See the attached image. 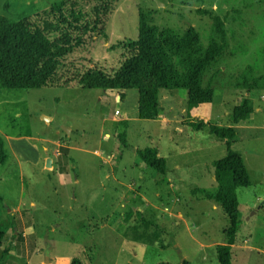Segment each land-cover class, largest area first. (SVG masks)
I'll return each instance as SVG.
<instances>
[{
    "label": "rangeland",
    "instance_id": "1",
    "mask_svg": "<svg viewBox=\"0 0 264 264\" xmlns=\"http://www.w3.org/2000/svg\"><path fill=\"white\" fill-rule=\"evenodd\" d=\"M59 1L0 0V14L30 17ZM74 1L89 10L101 6L104 24L61 60L55 78L62 87L0 88L1 124L44 138L58 130L60 140L90 151L101 147L99 140H110L102 147L117 150L110 160L120 183L101 182V161L88 152L68 157L70 180L64 184L43 160L34 166L11 159L0 166V264H70L73 258L80 264H217L215 245L227 242L229 219L199 189H216L214 162L225 156L226 144L183 124L188 115L235 128L230 147L251 184L237 189L231 264H264V0ZM200 9L224 20L227 40L224 55L203 75L202 85L214 91L205 107L188 113L185 89H163L159 117L141 119L125 115L116 91L79 87L80 75L92 65L108 72L118 67L126 55L123 43L137 38L141 13L159 29L183 33L194 27L203 47L218 40L213 20ZM246 99L251 112L234 125L233 109ZM132 147L170 151L160 157L178 187L146 166ZM45 154L54 158L51 149Z\"/></svg>",
    "mask_w": 264,
    "mask_h": 264
},
{
    "label": "trees",
    "instance_id": "2",
    "mask_svg": "<svg viewBox=\"0 0 264 264\" xmlns=\"http://www.w3.org/2000/svg\"><path fill=\"white\" fill-rule=\"evenodd\" d=\"M198 11L210 15L218 40L212 39L203 47L194 27H188L183 33L172 28L159 29L141 13L137 38L123 43L126 55L118 67L108 72L92 65L80 75L79 87L117 90L120 99L126 91L137 90L136 112L141 119H156L161 114L158 96L163 89H185L188 113L211 103L214 91L202 85L203 75L224 55L226 31L219 15L205 9ZM104 15L101 6L89 10L74 0L55 2L30 17L15 19L0 14V88L62 87L55 78L61 60L97 33L104 24ZM250 112L251 101L246 99L233 109V124L245 120ZM183 124L195 131L206 130L225 141V156L214 162L216 189L208 192L200 188L199 191L219 204L229 219L224 232L227 242L216 244L215 252L217 264H231V248L239 227L237 189L251 184L242 158L230 147L236 130L230 125L220 126L189 115ZM119 140L127 146L124 135ZM137 153L146 166L163 175L167 173L163 157L147 150ZM7 157L4 139L0 136V166ZM3 240L4 233L0 230V243ZM70 264H80V261L73 258Z\"/></svg>",
    "mask_w": 264,
    "mask_h": 264
},
{
    "label": "crops",
    "instance_id": "3",
    "mask_svg": "<svg viewBox=\"0 0 264 264\" xmlns=\"http://www.w3.org/2000/svg\"><path fill=\"white\" fill-rule=\"evenodd\" d=\"M106 91H112V92L116 91L117 92V95L115 96L116 100L119 102V104H123L124 107H127V109L125 110V115L129 114L128 113L129 111L131 116L138 117L137 112H136L137 97H138L137 90L134 89V90L126 91L123 99H120V96L117 90H106ZM131 100L135 102V105L127 106V103ZM206 105L208 104L202 105L201 108L205 107ZM115 113L120 114L121 111H118V109H116ZM51 119H52L51 117L48 118V121H50ZM1 121L2 119L0 120V136H2V138L4 139V145H5L7 154H8L7 160L5 161L3 165L7 164V162L12 159V161L25 162V163H29L34 166H37L40 163V161L42 160L46 161L47 158H50L51 159V166H50L51 169H56L55 172L59 174L61 181L64 184V183L69 182L70 180L69 179L70 171H69V164L67 162V159L79 153L88 152L96 156L101 161V165L99 166V169L97 170V174L101 172L99 176V177H102V179L100 180L101 182H103L104 180L112 179V181L120 183V181L116 178L115 168H114V165L112 164L113 162L112 160H110L111 158L113 159L116 158L117 150L114 149L113 147L111 150L107 149L106 151L102 147V144L104 142L110 141V140H99V141H103L101 143V147L96 146L97 148L95 147L94 149H92V151H90L89 149H86L81 144L75 143L72 140H60L59 138L56 137L57 134L59 133L58 130H55L54 136L51 135L50 138H44L40 136H29L25 132L24 133L23 132H11L9 129L10 127L3 126L1 124ZM66 132L71 133V129L67 128ZM59 148H62V151H60ZM145 148H147L145 150L150 151L158 156H161V154L165 152L163 150L159 151V149L156 147H145ZM50 149L52 150V153L54 154V158L45 154ZM137 151L138 149H136L135 147H132V152L134 154L137 155L138 154ZM139 151H143V150H139ZM169 153L170 151H167V153H164V154L168 156ZM62 155L64 157H61ZM61 159L64 161V163L66 162V164H61ZM180 164H177V166L174 168L177 170L180 169L182 165ZM60 166H62L63 169H60L61 168ZM169 176H172V175L170 174V169L168 168L167 173L164 175V177H166L167 182L169 183L170 186L172 185L177 186L176 183L174 184V182H171V178ZM125 186L127 188L130 187L129 185H125ZM213 203L215 204V205H212L213 208H216L217 207L216 205L218 204L215 202ZM30 204H33V206H35L34 201H31ZM179 216H181V213H179Z\"/></svg>",
    "mask_w": 264,
    "mask_h": 264
},
{
    "label": "water",
    "instance_id": "4",
    "mask_svg": "<svg viewBox=\"0 0 264 264\" xmlns=\"http://www.w3.org/2000/svg\"><path fill=\"white\" fill-rule=\"evenodd\" d=\"M44 119L48 121V118H44ZM45 162H46L45 163L46 167H50L51 166V159L50 158H47ZM46 261H48V259Z\"/></svg>",
    "mask_w": 264,
    "mask_h": 264
}]
</instances>
